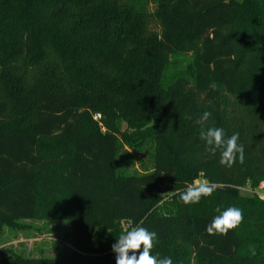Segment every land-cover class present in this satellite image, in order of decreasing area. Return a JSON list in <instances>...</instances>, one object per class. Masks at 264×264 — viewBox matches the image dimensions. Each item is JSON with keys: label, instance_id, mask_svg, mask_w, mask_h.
I'll use <instances>...</instances> for the list:
<instances>
[{"label": "trees", "instance_id": "trees-1", "mask_svg": "<svg viewBox=\"0 0 264 264\" xmlns=\"http://www.w3.org/2000/svg\"><path fill=\"white\" fill-rule=\"evenodd\" d=\"M202 127L238 132L244 162L221 165ZM124 146L151 168H121ZM195 181L216 189L185 205ZM261 183L264 0H0V229L63 220L71 247L0 264H116L137 226L173 264H264V199L240 193ZM229 207L242 222L209 235Z\"/></svg>", "mask_w": 264, "mask_h": 264}, {"label": "clouds", "instance_id": "clouds-1", "mask_svg": "<svg viewBox=\"0 0 264 264\" xmlns=\"http://www.w3.org/2000/svg\"><path fill=\"white\" fill-rule=\"evenodd\" d=\"M214 88L215 85L213 84ZM212 116L210 111H205L196 120L199 125H204ZM191 119L190 116L186 117ZM199 138L206 143V151L215 155L217 150L221 151L220 164L227 167H232L237 158L239 163L244 162V147L238 143L239 133H233L229 138L223 128L208 127L201 128ZM216 189L215 184L208 182L195 181L189 184L186 190L180 194V200L185 205L199 203L202 197H208L213 194ZM220 212V208L216 209ZM243 220V212L237 207H229L227 210L221 212L206 226V232L209 235H224L235 229ZM157 238V233L149 231L144 227L137 226L126 234H121L116 243L112 245V250L116 253V264H173L170 257L157 259V256L151 254L153 248V241ZM142 249V250H141ZM131 253V255L129 254ZM137 253H139L137 255ZM251 255L255 256V248L251 249Z\"/></svg>", "mask_w": 264, "mask_h": 264}, {"label": "rangeland", "instance_id": "rangeland-1", "mask_svg": "<svg viewBox=\"0 0 264 264\" xmlns=\"http://www.w3.org/2000/svg\"><path fill=\"white\" fill-rule=\"evenodd\" d=\"M125 130V124H121V131ZM136 158L144 161L146 168H151V163L144 159L142 154H135L125 146L118 154L121 168L129 171L140 170L139 163L134 160ZM240 193L243 196L256 195L264 199L260 188L251 190L245 187L240 190ZM123 230H127L126 225H123ZM69 239L70 226L63 220L53 222L20 220L13 226H4L0 229V249H7L27 258H55L67 253L71 249Z\"/></svg>", "mask_w": 264, "mask_h": 264}, {"label": "built area", "instance_id": "built-area-1", "mask_svg": "<svg viewBox=\"0 0 264 264\" xmlns=\"http://www.w3.org/2000/svg\"><path fill=\"white\" fill-rule=\"evenodd\" d=\"M263 186H264V184L261 183L260 186H259L258 188H260V189L262 190ZM262 193H263V192H262ZM263 195H264V193H263Z\"/></svg>", "mask_w": 264, "mask_h": 264}]
</instances>
